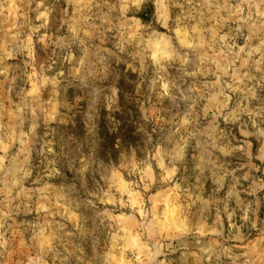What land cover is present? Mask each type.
<instances>
[{
	"label": "clouds",
	"instance_id": "1",
	"mask_svg": "<svg viewBox=\"0 0 264 264\" xmlns=\"http://www.w3.org/2000/svg\"><path fill=\"white\" fill-rule=\"evenodd\" d=\"M186 2L191 5L193 0ZM53 3L63 7L54 19L56 38H38L45 56L48 43L55 45L47 67L37 68L32 39L40 28L49 29L52 10L40 12L41 4L35 17L41 23L29 24L23 38L20 31L11 35L13 46L0 55V76L9 81L8 107L0 100V256L11 243L4 238L6 225L23 229L24 244L33 250L23 264H68L70 255L83 254L79 245L68 253L54 244L51 219L68 193L77 196V208L91 214L95 231L106 229L102 253H96L95 235L88 236L97 264H112L117 247L129 253L127 264H165L161 257L170 245L157 239L162 218L156 216L153 203L160 192L153 196L150 190L173 180L177 190L182 184H207L210 196L225 191L226 201L240 204L241 219L248 222L252 205L240 199L238 186L241 180H252L246 191L253 197L264 190V181L252 177L264 168V97L258 92L264 89V0H223L222 5L200 0V8L213 13L211 19L221 10L227 13L216 21L221 28L227 25V32L209 30L212 55L204 50L203 19L192 26L193 39L181 16L174 17L175 9L183 11L180 0H115L107 12L95 16L88 14L92 0ZM149 6L148 19L129 17ZM20 10L17 0H0V15ZM184 19L195 16L189 11ZM108 32L111 47H104ZM257 54L259 59H254ZM13 57L24 58L21 71L4 66L5 59ZM122 57L121 76L113 64ZM129 59L134 66L131 75ZM240 68L249 71L241 76ZM60 94L70 103H62ZM122 102L125 112H120ZM73 104L79 105L75 124L61 114V109L72 112ZM165 116L167 126L162 123ZM121 127L130 137L123 145ZM231 128L239 129L242 142L229 139ZM241 160L246 163L230 166ZM244 168L248 171L237 176ZM90 181L97 188L103 183L102 195L89 190ZM93 196L104 204L118 203L121 214L100 210ZM224 210L231 223L234 213L228 212L227 204ZM251 227L256 228L255 221ZM200 252L210 261L224 256L238 264L241 259L232 248L214 243L201 246ZM241 255L243 264H257L250 252Z\"/></svg>",
	"mask_w": 264,
	"mask_h": 264
},
{
	"label": "rangeland",
	"instance_id": "2",
	"mask_svg": "<svg viewBox=\"0 0 264 264\" xmlns=\"http://www.w3.org/2000/svg\"><path fill=\"white\" fill-rule=\"evenodd\" d=\"M115 0H92V10L91 14L93 16L98 15L101 12H107V5L114 3ZM217 0H214V3ZM219 4H223V0H218ZM19 4L20 11H14L11 15L5 13L0 15V55L3 54V49L5 47H12V41L10 39L11 35L17 31L21 32V38L24 34L29 32V24L38 25L41 21L35 19L37 14V5L41 4L39 8L40 12L44 11V8H49L52 10L49 17V29L40 28L39 32L33 34V44L36 50V66L39 69L41 65L47 67L51 62V58L54 56L55 45L54 43H48V47L45 51L48 53L45 56L40 50L42 45L38 42L40 36H50L54 41L56 38L55 23L54 19L57 17L58 13L62 14L63 7L58 4H54L53 0H17ZM183 5V11L180 8L174 10V17L176 15L181 16L182 25L187 26L190 30V37L195 39L194 34L191 33V28L193 25L197 24L198 21L203 19V23L200 25L203 31V39L205 43V51L208 55H212L210 46H213V36L212 31L214 30L217 34H224L227 32L228 27L225 25L221 28L217 24V20L220 17H227V13L221 10L219 16L215 19H211L213 13H209L207 9L200 8V0H193V3L189 5L186 0H180ZM151 7L147 8L146 12L134 13L130 12L129 17L140 16L141 14H148L147 19L151 16ZM192 12L195 19H184V14ZM215 9H213V12ZM87 13V10H85ZM200 12L204 13L201 18ZM69 15L72 14V9H68ZM115 15V14H113ZM140 18V17H139ZM141 19V18H140ZM115 22V21H114ZM97 24L100 23L99 20L96 21ZM231 23V22H229ZM23 26V27H21ZM107 27V26H105ZM108 40L105 41L104 47H111V32L106 33ZM243 46V41H237ZM94 44H100V40H94ZM255 45V41H253ZM243 55V54H242ZM254 59H259V55L253 57ZM23 57H13L6 58L4 66L9 65L16 68L17 71L23 69ZM124 58H121L119 63H114L113 68L119 75L124 74ZM134 67L129 59L128 72L131 75V69ZM237 67H240V62L237 61ZM249 68H240L241 76L248 72ZM9 76L13 74L12 69H9ZM258 75V74H257ZM209 79H212L209 77ZM9 87V81L5 79L4 76H0V100L4 102L5 107H8V93L7 89ZM259 94L264 97V89H258ZM47 93H45L46 95ZM61 95V102H69L66 98ZM13 100L15 96L11 97ZM232 100L235 102L236 96L232 95ZM255 103V102H254ZM79 105L73 104L72 112L65 111L61 109V114L64 116L72 117L71 123L75 124L77 121L78 113L75 109ZM159 107V106H157ZM231 107V105H230ZM126 106L121 103L120 112H125ZM131 109L128 108V112ZM163 115V113H161ZM116 118L120 119V114H116ZM164 126H167V117H164L162 121ZM223 122L221 120V127H223ZM128 129L121 127L119 133L123 135L121 137V145H123L125 137L128 136ZM231 136L229 139L232 140L233 144L240 143L244 140V137L240 135L238 128L230 129ZM127 138V137H126ZM253 143V152H255V142ZM219 155V154H217ZM223 159V157H221ZM245 164L246 160L231 161L230 166L235 167L237 164ZM253 163H259L258 161H253ZM248 169L244 168L243 172H237V176L243 175ZM123 179L128 180L129 177L127 173H122ZM253 179H259L264 181V168L260 172L252 173ZM56 186L59 187V181H54ZM252 180L244 181L241 180L238 186V191L240 192V199L245 201V203H250L252 205V210L249 213V221L245 222L241 219L243 207L238 204L234 199L226 201L225 191L209 195V189L207 184L197 185L195 187L182 184L180 189L177 190L175 186V180L166 182L162 185H157L150 190V194L155 196L156 192H160V197L154 200V207L156 211V216L162 218V232L157 239H159L165 245H170L169 248L165 249V256L161 259L165 260V264H231V261L221 256L219 260L215 257L212 260H208L206 256H203L200 252L201 246H207L209 243H214L216 245H223L225 247L232 248L234 254L241 257L238 264H243L244 252H250L252 257L256 259L257 264H264V190L258 192L256 197L250 196L247 193V189L251 185ZM100 188H104L103 183H100L99 188L95 187L92 182H89V190L97 195H102L99 191ZM117 201L119 200V194L115 193ZM198 197L200 199H198ZM95 200V196H93ZM207 200L209 203L205 205L202 201ZM78 198L75 194L68 193L66 199L61 201L57 205L58 214L51 219L53 223L54 231V244L59 251L64 252L65 247L68 253H72L77 245L84 249L83 254L80 252H75V255H70L68 259V264H97L93 253L88 247V236L90 234L95 235L97 241L96 253H102L105 251V232L106 229L103 227L99 231L94 229V219L90 213L85 212L82 208H77ZM227 204L228 212H233L234 216L231 223L228 219V213L225 212V205ZM95 206L100 210L108 209L113 211L114 215L119 216L121 214L118 203H101L99 200H95ZM65 216L68 219H65ZM139 217H137V220ZM255 221L256 228L251 227V222ZM11 224V221L8 222ZM17 223L19 219L17 218ZM99 223V221H95ZM235 225L236 227H232ZM57 227L59 228L56 231ZM135 229V226L133 225ZM237 228L239 233H237ZM23 229L11 228L8 229L6 225L5 239L10 240V246L8 247L6 253L0 256V264H23L24 257L32 253V249L26 247L24 244V237L22 235ZM217 233H222L217 235ZM239 235L238 239H232V236ZM197 240L200 244H197ZM112 255L114 257L112 264H127L130 259V255L127 251L122 250L121 247H117L113 250ZM77 257H80L77 260ZM59 264V261H57Z\"/></svg>",
	"mask_w": 264,
	"mask_h": 264
},
{
	"label": "trees",
	"instance_id": "3",
	"mask_svg": "<svg viewBox=\"0 0 264 264\" xmlns=\"http://www.w3.org/2000/svg\"><path fill=\"white\" fill-rule=\"evenodd\" d=\"M141 19H147V17H148V14L146 15H144V14H141L140 16H139ZM120 137H123V135L122 134H120ZM124 137H125V139H128V136H126V135H124ZM127 137V138H126ZM111 137H109V143H111ZM125 141V140H124Z\"/></svg>",
	"mask_w": 264,
	"mask_h": 264
}]
</instances>
